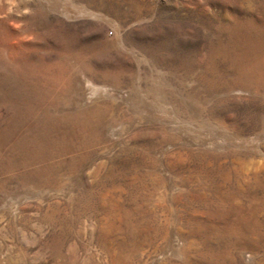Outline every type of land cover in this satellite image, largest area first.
Masks as SVG:
<instances>
[{
    "label": "rangeland",
    "instance_id": "1",
    "mask_svg": "<svg viewBox=\"0 0 264 264\" xmlns=\"http://www.w3.org/2000/svg\"><path fill=\"white\" fill-rule=\"evenodd\" d=\"M0 264H264V0H0Z\"/></svg>",
    "mask_w": 264,
    "mask_h": 264
}]
</instances>
